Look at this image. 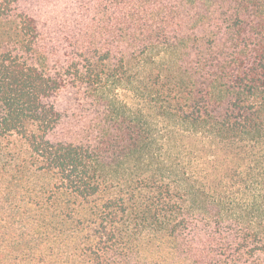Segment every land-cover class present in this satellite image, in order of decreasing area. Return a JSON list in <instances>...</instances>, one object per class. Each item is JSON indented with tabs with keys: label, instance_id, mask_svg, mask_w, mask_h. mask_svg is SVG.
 Segmentation results:
<instances>
[{
	"label": "trees",
	"instance_id": "obj_1",
	"mask_svg": "<svg viewBox=\"0 0 264 264\" xmlns=\"http://www.w3.org/2000/svg\"><path fill=\"white\" fill-rule=\"evenodd\" d=\"M20 1L0 264H264V0H98L69 56Z\"/></svg>",
	"mask_w": 264,
	"mask_h": 264
},
{
	"label": "rangeland",
	"instance_id": "obj_2",
	"mask_svg": "<svg viewBox=\"0 0 264 264\" xmlns=\"http://www.w3.org/2000/svg\"><path fill=\"white\" fill-rule=\"evenodd\" d=\"M98 0H21L20 11L32 15L46 34V41L56 45L62 56H69L83 40V19L91 17ZM80 53V52H79ZM60 55V56H61Z\"/></svg>",
	"mask_w": 264,
	"mask_h": 264
}]
</instances>
